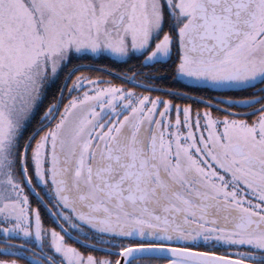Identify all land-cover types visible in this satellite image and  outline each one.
Returning <instances> with one entry per match:
<instances>
[{
  "label": "snow or ice",
  "instance_id": "snow-or-ice-1",
  "mask_svg": "<svg viewBox=\"0 0 264 264\" xmlns=\"http://www.w3.org/2000/svg\"><path fill=\"white\" fill-rule=\"evenodd\" d=\"M0 264H264V0H0Z\"/></svg>",
  "mask_w": 264,
  "mask_h": 264
}]
</instances>
